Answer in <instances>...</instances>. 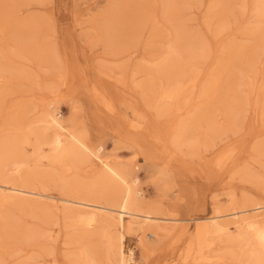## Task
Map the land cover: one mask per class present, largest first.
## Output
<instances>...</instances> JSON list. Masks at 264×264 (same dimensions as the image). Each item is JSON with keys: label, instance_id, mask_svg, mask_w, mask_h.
Instances as JSON below:
<instances>
[{"label": "rangeland", "instance_id": "1", "mask_svg": "<svg viewBox=\"0 0 264 264\" xmlns=\"http://www.w3.org/2000/svg\"><path fill=\"white\" fill-rule=\"evenodd\" d=\"M9 2L18 11L16 20L31 19L37 23L36 41L46 44L50 62L36 67L34 63L19 58L15 53L18 48L21 50L14 39L16 29L11 27L12 23L0 28V53L9 57L12 67L21 71L23 69V76L27 72L26 75L31 78L27 79L25 75L24 78L14 80L5 75L1 80L0 90L7 93L4 97L2 95L4 100L0 108V127L15 105L28 107L29 113L32 112L28 115L30 122L43 113L44 103L51 104L59 111L68 130L83 133L93 148H103V158L119 164L131 163L142 192L141 197L146 204L160 206L162 217L187 221L182 224V234L161 238L153 247L155 249L145 250L141 247L145 240L142 232L125 235L124 251L126 254L131 251L134 264H196L198 256L194 220L207 219L219 208L223 213H230L228 210L231 209L229 205L232 200L239 202L246 198L264 205V113L254 109L255 95H249L248 87L241 90L247 106L242 109L244 112H241L243 116L240 115V128L236 133L222 136L209 150L204 149L200 143L194 150L198 157H192L188 151L177 152L171 144L176 120L187 118L189 112L194 111L201 86L213 70H218L221 63L231 58L233 50L245 54L237 56L235 66L243 70L248 79L257 80L260 97L264 102V5L261 8L257 0ZM139 10L144 13L141 19L135 17ZM166 15L171 18L168 19ZM108 18L122 23L117 37L121 41L126 39L125 43L128 44L123 51L113 56L109 55L110 52L106 54L103 44L97 41L98 36L102 35L101 25ZM188 39L194 40L202 52L197 62L190 63V66L195 65L193 69L202 76L180 103L182 106L188 101L191 107L176 117L170 115V118H157L131 89L140 78V75L134 74V70L138 63L161 61L171 46L177 47L179 51L184 49ZM102 65L110 68L107 71L110 77L104 76ZM191 75L188 74L187 78ZM233 76L235 83H238L239 74L235 72ZM222 82L223 85L214 94L216 101L225 93L226 79L223 78ZM160 83V88L164 89L166 82L163 80ZM92 86H96L100 94L112 101L115 109L113 113L95 100ZM126 107L131 108V114ZM29 140L32 142L34 139L29 137ZM257 147H261L258 154L253 151ZM26 149V155L31 159L28 164L30 168L38 163L39 168L44 167L40 169L47 170L50 167L45 159L49 153L47 147L36 153L37 157L30 146ZM92 167V172H100L98 166ZM85 170L89 171V168L82 167L81 171L72 173L70 177L79 175L82 178ZM87 171L86 175L92 174ZM34 186L37 187V184ZM45 190V193L61 197L60 191L52 186ZM25 201L31 206L41 205L40 201ZM5 204L0 201V217H8L9 223H14L12 226L17 230L38 225L40 220L31 215L34 212L31 208H16L11 202ZM161 214L158 216L161 217ZM52 224L48 229L46 226L47 231L50 228L52 230L48 232L52 237V246L48 244V250L42 253L43 250L36 247L22 246L21 251L8 258L5 264L25 261L28 255L31 258L28 256L27 264H72L73 256L69 255L72 247L64 246V242L65 237L73 234L77 227L74 224L69 227L71 222L62 216ZM231 234L234 235L233 229ZM216 246L219 253L214 252V257L227 253L228 261L232 264H247L245 248L236 246L229 249L226 244L221 245L219 242Z\"/></svg>", "mask_w": 264, "mask_h": 264}, {"label": "bare ground", "instance_id": "2", "mask_svg": "<svg viewBox=\"0 0 264 264\" xmlns=\"http://www.w3.org/2000/svg\"><path fill=\"white\" fill-rule=\"evenodd\" d=\"M9 1H0V28L8 27L12 23L11 27L16 29L14 39L21 50L18 48L15 53L22 60L34 63L36 67H41L43 63L47 64L50 62L49 49L46 44L36 41L37 23L31 19L16 20L18 11ZM257 3L262 8L264 0H257ZM143 14L139 10L135 17L141 19ZM167 18L171 16L168 15ZM121 28L122 23L117 20L104 19L100 29L102 35L96 40L99 44H103L106 54L110 52L109 55L113 56L127 47L126 39L121 41L117 37ZM197 48L199 47H196V42L188 39L184 49L179 51L177 47L171 46L164 54V58L157 63L150 61L152 64L150 62L137 64L134 74L140 75V78L133 83L131 89L157 118H170V115L176 117L190 109L191 104L188 101L182 106L180 103L188 90L195 88L197 80L202 76L199 71L193 69L195 65L190 66L192 61L197 62L201 58L202 52ZM230 54L231 58L221 63L219 69L213 70L207 80H204L196 98L198 104L194 111L189 112V117L176 120L171 144L177 152L188 151L192 157H198L194 150L200 146V143L204 149L209 150L222 136L236 133L240 128V115L246 108L244 93L241 91L243 88L248 87L249 95H255L254 109L264 113V102L260 97L257 80L248 79L244 71L235 66L237 56L241 57L245 54L240 53L239 50H233ZM9 60L8 56L0 53V82L5 75L16 80L24 78L27 73L23 76V69L21 71L12 67ZM106 65L101 66L105 70L103 74L105 77H110L107 74L110 68ZM235 72L240 77L238 83H235L233 78ZM51 73L58 74L56 71ZM190 73L192 75L187 78ZM26 76L27 79H31ZM58 77L61 80L60 74ZM223 78L226 79L225 93L216 101L214 94L223 85ZM163 80L166 82V87L161 89L160 82ZM95 87L92 89L95 100L108 112L113 113L115 109L112 101L100 94ZM49 89L52 90L51 87ZM6 93L5 90H0V108L4 100L2 95L4 97ZM129 109L127 108L131 114ZM29 112L27 106L15 105L11 113L5 116L0 127V201L4 204L11 202L15 207L17 206L16 208H31L34 211L31 215L40 221L35 227L17 230L18 228L12 226L14 223H9L8 217H0V264H5L8 258L20 252L22 246L36 247L43 250L42 253L48 250V244L51 245L52 242L51 234L48 232L53 221H57L61 216L71 222V225L68 224L69 227L73 224L77 227L73 234L65 237L64 242V246L72 247L69 251V255L73 256L72 264H134L131 251L128 254L124 251L125 235L132 236L135 232H142L145 240L140 246L148 250L152 249L161 238H170L183 233L182 224L186 223V220L162 217L160 206L152 207L146 204L141 197L142 192L138 187V179L131 163L119 164L103 158L101 156L103 148L101 146L93 148L86 141L83 133L68 130L59 111L51 104L44 103L43 113L37 119L34 116L35 120L30 122L28 115L32 112ZM135 126H138V123H135ZM29 137L34 140L30 142ZM28 146L32 148L36 157V153L41 152L44 147L48 148L49 153L47 152L45 159L50 167L47 170L40 169L44 167L39 168V163L35 165L33 163L31 165L34 167H29L31 159L26 155ZM259 148H253V151L258 154ZM94 165L100 168V172H92ZM82 167L89 168V171H84L82 178H79L81 177L79 175L70 177L72 173L81 171ZM86 171L92 174L86 175ZM35 184L37 187L34 186ZM49 186L58 189L61 197L45 193L47 191L45 189ZM24 200L40 201L41 205L31 206ZM229 206L230 213H223L224 211H220L219 208L207 219L194 220L198 256L196 264H232L228 261L227 253L214 257V252L219 253L216 249L218 242L221 245L226 244L229 249L236 246L245 248L247 264L264 263V205L244 198L239 202L232 200ZM160 214L161 217L158 216ZM50 224H52L50 230L47 231ZM231 229L234 235L231 234ZM28 256L25 261L21 260L22 262L16 264H27L30 257Z\"/></svg>", "mask_w": 264, "mask_h": 264}]
</instances>
